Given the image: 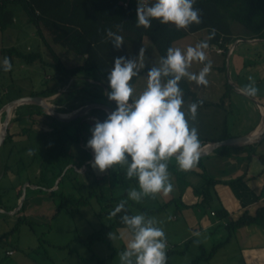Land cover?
<instances>
[{
  "label": "trees",
  "instance_id": "16d2710c",
  "mask_svg": "<svg viewBox=\"0 0 264 264\" xmlns=\"http://www.w3.org/2000/svg\"><path fill=\"white\" fill-rule=\"evenodd\" d=\"M146 3H154V0H146ZM10 4H19L24 9L28 21L35 25L36 33L45 43L50 60L45 62L39 52L24 53L17 46L0 48L3 59L4 57L10 58L12 65L14 57L20 58L25 63L41 60L43 64H47L50 72L48 73V78L44 81V88L39 91H32L30 95L49 97L57 94L53 102L58 103L63 100L67 102L65 107L55 108L58 112H70L80 105L90 102H107L114 109L116 108L115 102L110 101L107 94L105 95L103 92V86L107 88V93L110 91L107 75L112 68L109 65V61L115 49L106 38V29L110 28L112 31L122 35L124 43L137 44L144 36L149 37L160 57L166 56L167 49L172 47L174 41L188 33L201 29H208L210 32L214 29L215 36L219 37L222 35V43L227 42L230 40L229 20L237 21L247 28L254 37L264 40V0H195L194 8L199 9L202 22L200 24H192L186 30L181 29L179 31L176 30L174 25L161 24L158 20H152V27L148 29L136 27L138 0H0V30H6L14 22L13 12L9 8ZM117 25L120 26L119 29ZM52 44H59L69 49L81 61L73 66L66 65L54 51ZM149 68L151 67L140 69L138 75L147 72ZM0 71H3L2 64H0ZM136 77H133L130 82L133 83ZM77 82L95 85L100 90L88 91L89 97L74 95V92L78 90L74 86ZM64 87L65 89H63ZM180 88L183 91V99L190 98L193 102L201 101L200 105L205 104V101L191 90L185 79L180 82ZM64 95L66 99H63ZM14 111L15 115L11 120L12 123L23 118L28 120L27 126L20 127L18 134L26 137L28 145L33 147V151L28 154V164L20 156L13 164L3 162L4 169L5 171L13 170L16 176L19 177L22 166L37 165L40 168L39 178L41 182L45 181L47 172L53 167H57L58 173H61L69 165L72 157L69 143L81 141V125L86 116L97 115L100 122H103L108 116L105 110L92 108L86 114L70 121H60L46 113L42 106L32 103L18 105ZM39 117H42V119ZM70 123L76 124V129L72 135L66 132L67 125ZM14 135H16V132L12 131V126L9 125L2 145L12 141ZM225 137L226 135L221 137V139ZM199 140L201 145L209 141L202 138H199ZM254 145L255 143L245 147L249 149ZM224 147L226 146H221L216 152ZM252 152L253 149H250L247 153L249 155ZM168 166L176 174H178V170L180 171L176 165L168 163ZM72 171V167H67L63 176H67ZM190 172L205 179L204 187H192L193 193L201 196L200 203H203L208 199L209 195L206 194L205 189H211L218 180L212 179L207 175L204 158H199L194 168L182 171L178 176L184 177ZM106 177L119 185L121 192L118 195L106 197L102 193L99 182ZM132 183H137L135 178L129 180L126 177L125 168L117 165L113 169H109L106 176L93 178L88 183L89 190L85 195L70 196L60 190H53L52 193L60 197L59 207L70 215L77 212L81 206L88 204L91 198H95L98 202L105 201V208H108V214L113 211L121 200H127L126 212H122L116 217H110L106 226L89 234L85 240L89 244L94 240L103 238L106 233L117 226H123L120 217L124 214L133 215V208H139L145 214H149L155 210H161L165 206L166 203L159 205L156 209H147L138 205L137 202L128 200L127 193ZM9 188V186L6 187V189ZM20 191V189L16 191L17 197L20 195ZM180 202V198H176L171 199L167 204L174 203L178 205ZM23 208L24 201L20 210ZM263 212L264 206H261L253 215L245 211L238 219L227 221L225 226L229 235L239 226L258 222ZM215 213L221 217L227 215V211L223 208L217 209ZM19 220L26 221L25 218H20ZM192 240L190 239L188 242ZM222 243L219 242L213 245L208 252L199 244V253L189 264H194L201 260H209ZM118 250L123 251L122 249ZM184 250L181 252H184ZM169 253L170 251H167V260Z\"/></svg>",
  "mask_w": 264,
  "mask_h": 264
},
{
  "label": "crops",
  "instance_id": "0c3cea01",
  "mask_svg": "<svg viewBox=\"0 0 264 264\" xmlns=\"http://www.w3.org/2000/svg\"><path fill=\"white\" fill-rule=\"evenodd\" d=\"M234 22L237 21L229 20L228 22L230 38L234 37L235 40L241 39L240 33L244 31H242V29H240ZM245 29L247 35L246 45L238 48L236 47L239 43L238 42L229 53L228 48L232 42L228 40L227 42L222 43V35L219 37L214 35V37L209 40L208 37L212 34V32L208 29H201L188 33L184 37L174 41L172 44V47H174L175 44L185 45L186 42L183 41L184 38L188 37L190 34L202 32L199 36L195 37L194 43H200L202 41L208 42V48L204 49L207 58L205 63L211 62L212 67L220 69V65L224 62V58L229 57V72L235 76L234 87H231L232 91L229 93L228 87L225 84L224 90L221 91L218 101H210L205 99L203 96H199L188 80L185 79L191 90L194 91L199 98L205 101V104H202V106H220L224 108L225 111L227 107H229V111L233 114V122L235 123L233 132L225 130V125H223L218 138H212L209 141L219 140L224 135H226V137L246 135L259 129L261 126L264 114V40L254 37L247 28ZM217 47L223 48L224 52H217ZM249 76L253 77L256 82V87L259 90L257 95L254 97L247 96L240 91L249 83ZM105 89L107 90V88L103 86V90L106 95L107 92H105ZM201 89L203 90V85ZM78 91L79 90L74 92V95L89 97V95L87 93L85 94L84 91ZM233 92H235L238 96L244 97L245 101L231 99V93ZM56 95L57 94L52 95V97L54 98ZM85 104L80 105L70 112H75ZM240 105L249 106L252 114V122L240 121L238 119L235 113V107L239 108ZM62 106H64V104H62ZM14 110L8 126H12V131H15L16 135H14L12 141L0 146V149L2 148V151L0 152V191L6 189L8 186V184H5L4 186L1 184L2 180L5 178L6 172H8L7 170L5 171L3 162L13 164L21 156V158L25 159L26 164H28L29 150H31V153L33 151V147L28 145L26 137L18 134L20 127L27 126L20 124V122H22L25 118L14 121L13 123L11 122L15 115ZM95 118H97V120H95ZM225 119L227 120L226 114L223 118L224 122ZM25 120L28 121L27 119ZM96 122H100L97 115L86 116L81 125V141H73L72 143H69L72 157L67 167H72L73 171L67 176H63V174L61 175L63 170H66L67 167H65L61 173H58L57 167H53L49 172H47L45 181L41 182L39 178L40 168L37 165H25L24 167H21L22 170L20 171L19 177H15L14 184L11 186L14 188L15 196L18 189L21 190V195L23 187L25 188V196L23 199L24 208L22 209L25 215L24 218L27 216H33L47 219L50 231L56 230L58 233H65L69 231V223V225H71L77 233V237L75 239L79 242H85L89 234L99 228L95 227L94 229L92 223L89 222L80 209L71 214V219L69 220L65 211L59 207L60 197L58 195H54L52 191L60 190L67 195H73L76 197L79 195H85L89 190L88 183H90L93 178L107 175L109 169L104 172H100L98 169H93V167H91L90 162L94 159V153L90 148L86 147L87 141L91 138L90 129L94 127ZM1 124L2 123L0 121V125ZM14 124H17L18 127H14ZM75 129L76 124L70 123L67 125L66 132L67 134L72 135ZM246 145L249 144L225 145L226 147L220 151H215L207 157H204V165L207 175L212 179L218 180L211 187L212 195L208 199L211 204L216 206L214 210H210V214L207 210L206 212L201 213L199 209H194V205L199 204L201 201L199 198H196L193 193L192 187L194 184V173L190 172L184 177H179L178 174L174 173L169 168L168 171L173 174V177L171 178L170 176V178L173 181L175 180L177 184L175 189L176 193H174L175 195L172 197L168 193L164 194L161 192L157 194L154 199L151 197H145L142 199L138 205L147 209H156L159 205L166 203L161 210H155L149 214H145L139 208H133V215L144 214L146 217L154 219L157 222L156 226L162 228L165 234L168 233L170 235H174L179 242H182V244L184 243L181 249H176L173 248L172 245L170 246L167 240V246L169 247H167L166 251H170L168 254L167 264H172L171 260L175 254H187L189 250H192L193 253L197 254L199 244L208 250L209 245H207L206 242L208 241L209 236L207 235L205 238L202 237L200 235L202 232H198L196 228H201V231L207 230L209 233L218 237V239L222 238L219 242L223 243L216 249L211 258L207 260L209 264H212L211 262L214 260L216 252L223 247H225V249H230L229 253L235 260L237 259L239 261V264H264V212L258 222L239 226L235 228L230 235L225 226L227 221L238 219L245 211L253 215L259 207L264 206V137L255 142V145L252 148L248 149L245 147ZM250 149H253V152L248 155L247 152L248 150L250 151ZM173 165L178 166L177 163H173ZM189 175L191 178H189ZM99 187L106 197L118 195L121 192L119 185L116 182H113V180H110L108 177L99 182ZM131 188L139 190L138 183H132L130 189ZM2 192H0V199ZM20 195L18 197L16 196L14 200L12 199L13 201L11 199V201H7L8 203L11 202L9 208L6 206L1 207L5 210H10L9 213H16L20 211L21 206L15 210L19 204ZM176 198H180V204H167L168 201ZM172 204H174L176 210L180 211L183 209V215L186 218V221L184 222L187 226L186 229L188 230L187 234L185 233V236L179 234L181 229L185 226L184 223L182 225V223L179 222L180 218L175 211H173L172 214L169 213V210L173 209L171 208ZM189 206L194 210L189 212V210H191ZM219 208L225 209V211H227V215L224 217L216 215L215 211ZM0 211L4 212L1 208ZM106 211H108V208H106ZM212 212L214 214H212ZM174 222L176 223L174 224ZM84 231H86L85 236H79V233H83ZM110 232L116 234L117 236L116 239H118L119 244L121 245V248L118 249L124 250L126 243L131 237V233L126 226H117L106 233L104 235L105 237L103 236V239L107 237L108 246L112 247V240L108 236ZM197 235H200L198 239L195 238ZM190 239L193 240L188 242ZM97 240L89 243L87 248L92 249L91 247ZM183 250L184 252H181ZM9 251H11V253L13 252L12 250H6V253ZM199 262L194 264H198ZM224 264H235V261L229 263L225 260Z\"/></svg>",
  "mask_w": 264,
  "mask_h": 264
},
{
  "label": "clouds",
  "instance_id": "9594fccd",
  "mask_svg": "<svg viewBox=\"0 0 264 264\" xmlns=\"http://www.w3.org/2000/svg\"><path fill=\"white\" fill-rule=\"evenodd\" d=\"M195 0H138L136 27H152V20L161 24L174 25L176 30L187 29L192 24H200L199 9L194 8ZM119 25L117 28L119 29ZM106 38L115 49L124 45V38L110 28ZM215 30L208 39H212ZM208 42L202 41L186 50L169 47L166 56L161 57L158 66L147 71V85L143 92L133 99L134 88L130 81L139 74L137 60L120 56L108 72L110 91L108 99L116 108L103 122H96L90 129L91 138L86 147L94 153L90 162L93 169L104 172L119 165L125 168L126 177L135 178L138 189L131 188L127 199L139 203L145 197L155 198L163 192L172 191L169 180L168 162L175 160L181 171L191 170L200 157L201 143L198 129L189 126V118L195 121L201 101L188 105L183 110L184 99L180 82L184 79L197 85L207 84L211 62L205 63L204 49ZM146 49L141 47L138 57L142 60ZM193 63L204 64L198 72L189 71ZM3 71L12 69L10 58L4 57ZM240 91L254 97L258 93L253 77ZM31 154V150H29ZM127 200H121L109 214L116 217L126 212ZM120 221L131 233L125 249L119 253V264H167V239L157 222L144 214L120 217ZM111 240L116 234H108Z\"/></svg>",
  "mask_w": 264,
  "mask_h": 264
},
{
  "label": "rangeland",
  "instance_id": "374dc122",
  "mask_svg": "<svg viewBox=\"0 0 264 264\" xmlns=\"http://www.w3.org/2000/svg\"><path fill=\"white\" fill-rule=\"evenodd\" d=\"M9 8L13 12L14 22L6 30H0V48L17 46L19 50L24 53L39 52L43 61L45 62L50 60L45 43L36 33L35 25L28 21L27 14L21 5L10 4ZM234 23L240 29H242V31H244L240 33V38L242 39L241 42L236 45V47L239 48L240 46L246 45L247 43L246 29L243 27V25L237 22ZM200 33L202 32L190 34L183 40L186 42L185 45L175 44L174 47H179L182 50H186L189 46H196L198 43H194V39L195 37L199 36ZM234 40V37L230 38L232 43ZM141 47L146 49L142 60L143 67H140L141 61L138 57ZM52 48L68 66L76 65L81 61V59L69 49L62 47L59 44H52ZM120 56H124L127 59L137 60L138 71L144 67L158 66L161 58L158 51L152 45L149 37L147 36H144L143 39L137 44L125 42L120 49H114V54L109 61V65L113 67L114 59ZM2 61L3 54L0 52V64H2ZM203 66L204 65L201 63H193L189 71L198 73L203 68ZM229 67V57L224 58V62L221 63L220 69L211 66V71L206 77L208 82L206 85H203V90L201 89L202 85H197L194 81L188 82L195 89L199 96H203L205 99L210 101H218L221 91L224 90L225 84L228 87L229 93L232 91L231 87H234L235 76L229 72ZM49 72L50 68L47 66V64H43L41 60L25 63L22 62L20 58L14 57V63L12 65L11 71H0V108L3 107L8 101L17 98V96L30 94L32 91H39L44 88V81L48 78ZM131 84L134 88L132 98L135 99L143 92L147 85V72H143L138 75L135 81ZM74 86H76L75 88H78L79 91H84L85 94L88 91L100 90L95 85L83 84L81 82L75 83ZM105 92H107L106 89ZM63 99H66L65 95ZM231 99L245 101L244 97L236 95L235 92L231 93ZM48 101L53 104L56 109L67 106V102L64 100L58 102L61 104L53 102L54 98L52 96L48 98ZM191 103H193V101L190 98L185 99L183 110L187 112L188 105ZM62 104H64V106H62ZM235 109L236 116L240 121L252 122V114L248 105H240L239 108L235 107ZM67 113L65 112V114ZM225 114L227 120L225 119L224 122L223 118ZM3 119L4 113H1V123ZM27 123L28 122L25 119L20 122L21 125H26ZM234 124L233 114L229 111V107H227L225 111V109L220 106L200 105L198 107L195 121L189 118L190 128L196 127L198 129L199 138L207 140L218 138L223 125H225V130H228V132H233L235 128ZM14 127H18L17 124H14ZM1 151L2 148L0 149V152ZM169 163L173 164L176 163V161L173 159L170 160ZM168 173L169 180L173 185L172 191L168 194L173 197L175 195L174 193H176L175 189L177 184L175 180L173 181L171 179L173 174L169 171ZM177 173L180 174L182 171L178 170ZM190 175L189 178H191ZM15 177V172L10 170L6 172L5 178L1 183L3 186L8 184L10 188L0 191H3L1 193L2 196L0 199V208L4 210V212L0 211V264H119V253L122 251L118 250V248H121L118 239L112 240V247H109L107 237L104 239L102 238L97 240L91 247L92 249H90L87 248L89 246L88 244L85 242H79L75 239L77 237V233L74 231L73 227L69 225V223V231L65 233H58L56 230L50 231V226L49 222H47V219L27 216L25 218L26 221H21L19 219L24 218L25 216L23 210H20L16 213H9L10 210H5L2 208L1 206H6L9 208L11 202L8 203L7 201L10 199L14 200L16 197L14 188L11 187L12 184H14ZM193 181V186H205V180L194 174ZM205 191L206 194H209V199L212 195V190L205 189ZM195 197L199 198L200 200L202 199L201 196L195 195ZM208 199L203 203L199 202V204H195L194 209H199L201 213L206 212L207 210V212L210 214V210H214L216 206L211 204ZM171 208L173 209L169 210V213L172 214L173 211H175L180 218L179 222L182 223V225L184 223L185 226L184 228L182 226L183 229H181L179 234L185 236V233L187 234L188 230L186 229L187 226L184 222L186 221V218L183 215V209L180 211L176 210L174 204H172ZM189 208L191 209L189 212L194 210L190 206ZM80 210L89 220V222L92 223L94 229L95 227L101 228L109 223L110 216L106 211L105 201L98 202L95 198H91L88 204L80 207ZM65 213L67 214V218L70 220L71 215L67 212ZM175 223L176 222H174V224ZM196 229L198 232H202L200 234L202 237L205 238L207 235L209 236L208 241L206 242V244L209 245L207 252L210 251L212 245H215L219 242V240H222V238L218 239V237L214 236L212 233H209L207 230L201 231V228ZM85 232L86 231L83 233L80 232L79 236H85ZM4 234L5 236H3ZM200 235L195 236V238L198 239ZM166 237L169 245H172L173 248L181 249L182 245H184V243L182 244V242H179L174 235L167 233ZM6 250H12L13 252L7 254ZM229 250V248L225 249V247L219 249L211 263L224 264V261L227 260L229 263L235 261V264H239V261L237 259L235 260L234 257L229 253ZM198 253L199 250L197 254ZM197 254L193 253L192 250H189L187 254H175L171 261L172 264H189ZM198 264H209V262L207 260H202Z\"/></svg>",
  "mask_w": 264,
  "mask_h": 264
},
{
  "label": "water",
  "instance_id": "95a60500",
  "mask_svg": "<svg viewBox=\"0 0 264 264\" xmlns=\"http://www.w3.org/2000/svg\"><path fill=\"white\" fill-rule=\"evenodd\" d=\"M49 97H43L40 95H23L19 96L17 98H14L10 101H8L1 109L0 113H4V119L1 124V129H0V146L3 144L4 139L7 134V126L10 121V118L13 114V110L21 104L24 103H32V104H37L40 105L44 108L45 112L52 115L56 119L60 121H70L78 116H81L85 113H87L90 109L92 108H101L107 112V114H110L112 111L115 109L106 102H90L85 104L84 106L80 107L73 113H67L66 115L64 113H60L55 110L53 105L48 101ZM264 137V114H263V119L261 122V126L259 129L255 130L252 133L246 134V135H241V136H232V137H226L220 140H215V141H208L205 144L201 145L200 149V157L199 158H204L207 157L208 155L214 153L218 148L224 145H230V144H238V145H243V144H250V143H255L262 139ZM65 170H63L64 172ZM61 173V175L63 174ZM25 196V188L23 187L20 198H19V204L16 207L19 208L22 204V201Z\"/></svg>",
  "mask_w": 264,
  "mask_h": 264
},
{
  "label": "built area",
  "instance_id": "2783aa9c",
  "mask_svg": "<svg viewBox=\"0 0 264 264\" xmlns=\"http://www.w3.org/2000/svg\"><path fill=\"white\" fill-rule=\"evenodd\" d=\"M124 4H126V3H124ZM241 40H242V39H236L232 44H230V46H229V48H228V53L231 52L232 49H233V47H234V45H235L236 43L240 42ZM216 51L219 52V53H223V52H224V49L221 48V47H217V48H216ZM65 87H66V86H65ZM65 87H64L63 89H65ZM95 120H97V118H95ZM212 214H214V213L212 212ZM7 253H11V251H9V252H7Z\"/></svg>",
  "mask_w": 264,
  "mask_h": 264
},
{
  "label": "bare ground",
  "instance_id": "6f19581e",
  "mask_svg": "<svg viewBox=\"0 0 264 264\" xmlns=\"http://www.w3.org/2000/svg\"><path fill=\"white\" fill-rule=\"evenodd\" d=\"M1 113H2V112H1ZM1 113H0V114H1ZM64 114H65V113H64ZM65 115H66V114H65ZM0 129H1V125H0Z\"/></svg>",
  "mask_w": 264,
  "mask_h": 264
}]
</instances>
